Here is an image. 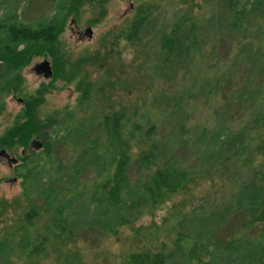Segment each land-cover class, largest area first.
Wrapping results in <instances>:
<instances>
[{"label":"rangeland","instance_id":"1","mask_svg":"<svg viewBox=\"0 0 264 264\" xmlns=\"http://www.w3.org/2000/svg\"><path fill=\"white\" fill-rule=\"evenodd\" d=\"M28 1L31 3L26 5ZM57 1L0 0V15L16 4L15 10L21 12L24 20H32L37 15L53 13ZM144 2H154L159 7L142 28L139 38L128 41L124 38L127 26L137 7ZM189 2L190 0H94L83 3L75 16L66 17L52 53L32 55L20 70L22 80L18 90L1 94L4 105L0 110V134L21 113L23 98L39 94L41 97L35 106V115L43 122L49 121L44 130L52 141L47 148H43L44 138L33 136L28 148L20 145L11 148L0 146L10 157L16 158L14 162H10L0 155V241L3 245L0 248V264H90L94 258V264H120L127 253L140 250L148 240L150 248L155 247L160 240L165 241L173 251L169 264H184L183 255L178 249H173L170 243L174 229L193 233L197 239L196 234L211 223L208 222L211 220H218L222 224L218 225L216 233L218 244L199 236L203 242L199 248L202 256L213 264H264V235H260L264 230V214L251 227L254 233H250V236L241 235L228 249L223 247L225 236L231 229L230 220L235 216L231 210L225 212V208H231L236 201L245 200L240 197V186L248 180L255 168H260L264 154L251 146V150L247 153L243 150L239 157L241 160L242 157L251 156L253 164L240 169L238 173L235 166L223 170L225 163L218 158L220 154L214 155L216 158L208 164L212 157L206 156L210 153L204 150L202 143L200 146L191 144L197 129L184 127V108H189L192 111L189 117L202 122L214 132L212 142H215L213 153L216 154V150L222 147L221 141L227 131L229 120L223 118L222 113L227 109L226 105L233 104V109L239 108L238 111L232 110V116L229 115V118L236 117L232 123L235 128L239 125L247 126L255 116L254 113L264 108L261 98L256 97L252 106L254 110H249V113L246 106L251 99L242 95L244 98L239 102L235 96L242 80H251V89L261 86L259 79L263 73L255 74L254 71L260 65L259 70L264 69V56L255 53L253 59H250L254 63L253 67L237 68V64L233 66V61H238V58L234 57L232 60L234 49L225 54L227 45L218 46L216 68L224 76L217 81V89L213 91L215 95L211 96L203 95V88L209 84L210 76L209 70L205 69V63L208 62L205 57L201 62H191L188 68L186 64L171 66L160 62L156 66L158 68L161 65L160 69L145 66L148 59L158 53L159 29L164 28L174 12L178 11V7L183 8ZM216 8L217 5L213 12L217 14ZM210 11L211 8L205 13L204 26L210 20ZM262 18L261 12L248 14L249 33L255 36V40L252 38L253 42L261 35H257V25H261ZM159 21L163 23L156 29V25H160ZM86 26L90 27L89 35L84 31ZM220 28L228 33L225 22ZM244 32L243 30L238 35ZM203 33L208 47L207 33ZM250 36L249 34L247 40ZM260 47L264 48V43ZM42 59L48 60L51 69V74L46 77L32 68L34 63ZM196 67L199 70L196 83L184 93L188 75ZM85 80L90 81L93 86L89 90L90 97L79 102L82 89L77 87L78 82ZM132 108L150 112V119L159 128L158 139L167 154L178 158L179 163L184 164L185 161L193 169L199 168L201 163L215 166L197 174L195 180L180 187L163 203L157 206L153 203L149 208L151 213L146 210V205L150 202L147 197V202L142 203V210L137 216L133 208L134 202L129 198L126 200L127 205L113 211L106 210L103 202L94 197L97 184L102 180L100 165L95 166L96 152L93 150L97 143L103 141L99 125L101 115L114 109ZM241 116L243 117L240 118ZM184 128L187 130L184 131ZM257 131H249L247 134L255 135ZM219 142L220 146L217 147ZM191 148V152H197L202 158L198 165L196 157L189 152ZM30 150L32 153L24 157ZM225 152L230 153L228 150ZM133 172L129 169L130 174ZM74 183L76 189L70 190L69 187ZM48 191L55 197L46 207L44 195ZM68 197L74 198L63 205ZM30 205L36 206L38 213L30 222H26L23 214ZM192 205L195 208L188 211L186 217L178 223L180 213ZM55 207H61V211L53 212ZM117 213L127 215L130 224H121L109 231L108 226L112 224L108 222L115 221ZM52 217L64 229H70L69 235L58 233V228L51 226ZM243 218L241 214L237 222L240 224ZM136 225H142L138 237L134 236L130 228ZM247 231L248 229L245 233ZM37 234L43 237L40 239L43 249L31 257L27 251L33 243V236ZM255 239L257 245H253Z\"/></svg>","mask_w":264,"mask_h":264},{"label":"trees","instance_id":"2","mask_svg":"<svg viewBox=\"0 0 264 264\" xmlns=\"http://www.w3.org/2000/svg\"><path fill=\"white\" fill-rule=\"evenodd\" d=\"M93 1L58 0L53 13L49 15H37L32 20L26 21L21 12L15 10L17 7L16 4L9 7L0 15V96L3 92H15L18 90L22 80L20 70L28 63L30 57L34 54L44 52L52 53L55 48L54 44L57 36L63 29L66 17L69 15L75 16L80 5ZM98 1L101 2L103 0ZM30 3L31 1H28L26 5ZM215 5H217V14L213 12ZM158 7L154 2L140 4L127 26L124 38L128 41L139 38L142 28ZM207 7L208 10L211 8V13L208 14L210 20L204 26V16L205 13H208V10H206ZM256 12H261L263 18L261 25H257V35H261L256 38V42H253L255 36L253 37L252 33H249L250 22H248L247 17L249 13L254 14ZM174 13L170 21L165 23L164 28L159 29L163 23L162 21L158 22L160 24L159 26L156 25V29H159L158 53L157 55L151 56L145 66L156 68L160 62L161 64L165 63L171 66L186 64V68H188L191 62H201L203 57L207 58L208 62L205 63L207 66L205 69L209 70L210 76L208 78L209 84L203 88L204 96L215 95L213 91L215 92V89H217V81L224 76L216 68L218 46L225 47L227 45L225 54L234 49L232 60L234 57L238 58V61L236 59L233 61V66L237 64V68L253 67L254 63L250 62V59H253L252 57L255 53L264 56V48L260 47L264 43V0H190L185 7H178V11ZM223 22H225V28L228 33L223 32L220 28ZM161 29H163L162 32ZM243 30L245 32L242 35H238ZM203 32L207 33L208 47H206ZM248 33L251 36L247 40ZM218 40L220 44H217ZM197 56L198 58H196ZM260 66L254 72L255 74L263 73V76L259 79L261 86L251 89V80H242V83L237 86L239 89L238 93L235 94L239 102L242 101L240 100L241 98H244L242 95L251 99L250 103H247L246 106V110L249 113V110H254L252 106H254L256 97L258 99L261 98L260 100L264 105V69L259 70ZM160 67L161 65L156 69H160ZM231 71L233 72L234 70L232 69ZM198 72L199 70L196 67L195 71L188 75V83L184 88V93L191 89V85L196 83ZM228 76L231 75L228 73ZM150 77H152V72L150 73ZM92 86L93 84L88 80L78 82L77 87L82 89V93L78 97L79 102L90 97L89 90ZM40 97L38 94L23 98L21 113L0 134L1 147L11 148L15 145H20L28 148L29 140L33 136L45 139H43V148H47V145H50L52 140L44 130L49 125V121L43 122L35 115V106L40 102ZM176 99L180 100L179 97H176ZM3 105L4 103L0 98V110ZM232 105H226L227 109H224L222 112L223 118L229 121L224 139L221 141L222 147L216 150L218 152L216 154L213 153V148L216 147L214 145L215 142H212L214 132H211L212 129H209L202 122L195 121L192 117H189V113L192 112L189 108H184V127L197 129L198 132H196L193 142L191 140V144L200 146L202 143L201 146H203L204 150L210 153V155L206 156L209 158L212 157V160L210 159L208 164L214 161L216 158L214 155L220 154L218 158L221 159V162L225 163L223 170L235 166L236 173H238L240 169L248 167L254 162L251 156L242 157L240 160L239 155H241L243 150H246L247 153L252 149V146L255 148L254 150L264 154V108L260 112L254 113L255 116L247 126L239 125L235 128L232 123L236 117L231 118V116L232 112L235 110L238 111L239 108L235 107L233 109ZM229 115H231L230 118ZM99 125L102 130L103 141L93 147L96 156L93 152L92 154L95 156V166L97 164L100 165L102 180L97 184V193H94V197L103 202L106 210L115 211L116 208H122V206L127 205L126 200L129 198L134 202L133 208L137 216L142 210V203H146L147 201L145 199L149 197L150 202L146 205V210L151 213V209L149 208H151L153 203L156 206L159 203H163L164 200L168 199L180 187H185L189 182L195 180L197 174L210 170L213 167L201 163V167L199 166V168L193 169L185 161L184 164L179 163L178 158L167 154L165 147L158 139L159 128L150 119L149 111H139L136 108L130 110L114 109L101 115ZM185 130L187 129L184 128ZM254 130H258L257 134H247L249 131ZM253 140L258 141L256 143ZM204 141L205 143H203ZM219 146L220 142L217 147ZM232 148L233 150H231ZM99 149L100 151H98ZM227 150L230 153H226L225 151ZM191 151L192 148L189 152ZM221 152L223 155H221ZM30 153H32L31 150L23 156H28ZM191 153V155L196 157V164L198 165L201 162V156L197 152ZM261 164L263 165V169L262 165L260 168H255L248 180L240 186V189H242L240 197L245 200L236 201L231 208H225V212L231 210L235 216L232 217L234 219L233 222L231 221L232 219L230 220L232 225L229 234L225 236L224 248L228 249L233 246L241 235L250 236V233H254L255 231L251 227L256 223L257 218L263 217L264 158ZM129 169L134 171L133 174L129 173ZM69 189H76V184L74 183ZM54 197L55 195L53 193L51 195L50 191L44 195L46 207ZM73 198L68 197L63 205L68 202L70 203ZM194 208V205H192L188 210H184L183 213L181 212L177 222H181L186 217L187 212H190ZM53 209L55 213L61 211V207H55ZM37 213V207L30 205L24 211L23 216L26 222H30V219ZM117 214L115 215V221L108 222L112 224L108 226L109 231L118 225L130 224L127 215ZM241 214H243L244 218L239 224L237 219ZM56 220L55 217H52L50 221L51 226H56L58 233L69 235L70 229H64L59 221L56 223ZM208 222L211 223L196 234L197 239L193 233H183L178 229H174L173 234L170 236V243L173 249H178L181 252L184 258V264H213V262L206 259L199 252V248H201L203 243L200 241L199 236L202 235L217 245L218 237L216 233L218 231V225L222 224L218 220ZM141 227L142 225L130 226L134 236L138 237ZM247 229L246 234L245 230ZM260 235H264V230ZM33 237V243L27 251V254L31 257L43 249L40 245V239L43 237L40 234ZM255 244L256 239L253 241V245ZM2 246L0 241V248ZM256 252L258 253L260 251ZM172 253L173 251L170 250V246L165 241L160 240L155 247L150 248V240H148V243H144L140 250L127 253L120 264H169ZM95 260L94 258L90 264H94L96 262ZM3 264H8V262Z\"/></svg>","mask_w":264,"mask_h":264},{"label":"water","instance_id":"3","mask_svg":"<svg viewBox=\"0 0 264 264\" xmlns=\"http://www.w3.org/2000/svg\"><path fill=\"white\" fill-rule=\"evenodd\" d=\"M84 31L86 33H88V35L90 34V27L89 26H86L84 28ZM33 70L35 72H42L43 76L46 77V76H49L51 74V69H50V65H49V62L47 59H42L41 61H38L36 63L33 64L32 66ZM32 141V140H31ZM36 143H38L37 141H35ZM0 155L2 157H4L7 161H10V162H14L16 160L15 157H10L5 151L3 148H0Z\"/></svg>","mask_w":264,"mask_h":264},{"label":"flooded vegetation","instance_id":"4","mask_svg":"<svg viewBox=\"0 0 264 264\" xmlns=\"http://www.w3.org/2000/svg\"><path fill=\"white\" fill-rule=\"evenodd\" d=\"M32 143H35V142H32Z\"/></svg>","mask_w":264,"mask_h":264}]
</instances>
